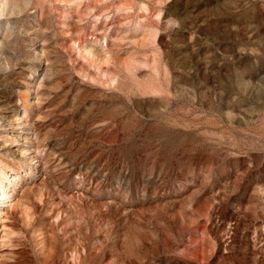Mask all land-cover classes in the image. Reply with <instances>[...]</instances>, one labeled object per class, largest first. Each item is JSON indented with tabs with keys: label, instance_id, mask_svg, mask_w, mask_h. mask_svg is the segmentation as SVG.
I'll return each instance as SVG.
<instances>
[{
	"label": "rangeland",
	"instance_id": "obj_1",
	"mask_svg": "<svg viewBox=\"0 0 264 264\" xmlns=\"http://www.w3.org/2000/svg\"><path fill=\"white\" fill-rule=\"evenodd\" d=\"M0 264H264V0H0Z\"/></svg>",
	"mask_w": 264,
	"mask_h": 264
}]
</instances>
